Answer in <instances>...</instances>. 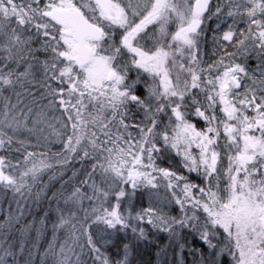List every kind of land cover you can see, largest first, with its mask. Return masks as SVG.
Masks as SVG:
<instances>
[{"label": "snow or ice", "instance_id": "1", "mask_svg": "<svg viewBox=\"0 0 264 264\" xmlns=\"http://www.w3.org/2000/svg\"><path fill=\"white\" fill-rule=\"evenodd\" d=\"M0 264H264V0H0Z\"/></svg>", "mask_w": 264, "mask_h": 264}]
</instances>
